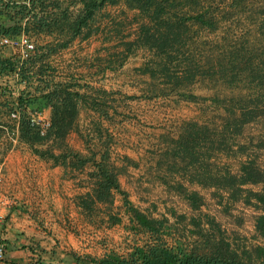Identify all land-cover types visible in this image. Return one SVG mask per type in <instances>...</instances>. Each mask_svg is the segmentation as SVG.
<instances>
[{"label": "crops", "instance_id": "1", "mask_svg": "<svg viewBox=\"0 0 264 264\" xmlns=\"http://www.w3.org/2000/svg\"><path fill=\"white\" fill-rule=\"evenodd\" d=\"M9 2L6 10L14 20L19 18L20 32L27 34L35 47L54 49L43 54L41 59L34 58L36 50L32 52L28 80L25 84L18 80L17 88L7 90L9 84L18 79L15 70L10 73L0 72V239L6 244L0 264H80L74 261L73 254L98 256L109 249L103 240L104 236L111 235L115 229L126 233L124 225L128 213L117 191L111 190V203L94 202L98 211L88 212L78 201L85 192H91L94 162L104 153L106 161L116 167L118 185L133 205H140L143 200L150 201L161 192L180 198L189 205L177 189L166 190L160 178L166 172L174 176L182 186L188 184L195 189L206 186L209 190L223 191L228 196V188L201 185L188 180L179 170L169 169L171 158L162 164L157 156L111 143L113 106L108 102L111 86L107 85V76L111 74L112 67L110 48L118 42L124 45L128 42L136 43L138 26L145 21L136 7L128 6L125 0L103 3L93 10L85 24L80 25L73 34L74 19L83 11L81 0ZM253 3L256 4L254 10L258 16V26L264 0ZM229 4L233 8L237 0H229ZM247 6L245 3L238 5L239 12L248 13ZM205 11V6H202L193 13ZM38 18H41L42 24H38ZM1 20L11 22L3 18ZM123 24L132 30L126 38L120 34ZM15 55L11 47H0L1 57ZM66 83L70 90L78 93L74 97L76 113L71 118L70 129L64 136L62 146L54 145L51 137L39 146L50 145L54 152L68 148L77 155L67 154L63 160L54 162L51 158L34 153L19 138L18 120L10 118L8 112L18 106L17 96H20L25 98L27 109L41 108L50 120L51 107L44 94L56 84ZM117 120L123 128L125 120ZM223 123L222 119L217 125V131L223 129ZM238 133H229V149H216L208 157L210 163L214 164V161L222 166L221 170L216 168L217 172L227 169L236 174L240 163L249 159L238 160V145L244 147L246 144L233 138ZM117 137L120 141L128 136L121 131ZM259 149L264 156V148ZM231 156L237 159V165L228 168L224 165L225 159ZM174 160V167L178 168L180 162ZM243 185H254L249 188L259 190L262 182H245ZM153 186L158 189V194L153 192ZM108 212L115 213L119 220L109 222ZM259 212L251 210L249 232L253 235H257L254 217Z\"/></svg>", "mask_w": 264, "mask_h": 264}, {"label": "rangeland", "instance_id": "2", "mask_svg": "<svg viewBox=\"0 0 264 264\" xmlns=\"http://www.w3.org/2000/svg\"><path fill=\"white\" fill-rule=\"evenodd\" d=\"M255 1L237 0V5L232 8L229 0H172L169 10L182 14L193 13L195 9L205 6V15L210 17L212 24L201 26L196 22L186 21V53L190 54L198 70L207 71L203 77L195 75L192 82H185L174 89L163 82L157 73L151 77L138 68L145 64L155 66L159 56L136 43L128 47L121 42L113 44L110 48L111 74L107 76V85L111 86L108 102L113 106L111 143L122 144L133 150L140 149L147 155L157 156L163 164L169 159L162 154L164 140L176 136L184 122L192 120L217 130L222 119L231 117L226 112V106L233 107L240 99L246 101L254 97L260 90L253 89V82L248 81L243 71L237 70L246 64L255 69L264 65V38L257 27ZM243 3L249 6L248 13L239 12L238 5L242 6ZM131 31L123 24L121 37H128ZM231 51L237 52L235 70L232 71L228 65ZM172 64L170 69L173 68ZM218 68H223L224 71L220 73ZM175 70L180 75L181 70ZM232 73L233 80L228 83L226 77ZM18 80L25 84L28 77L21 79L18 76L7 90L17 88ZM178 92L186 94L185 97ZM25 104L26 100L23 98L20 106ZM118 118L125 120L123 128ZM250 122L252 123H243L240 132L233 136L238 142H246L242 149L238 147L236 155L239 161L249 157L257 165H264V156L259 149L264 148V116L260 115ZM121 131L128 137L119 141L117 136ZM213 163L212 170L217 167L222 169V166L214 161ZM224 165L228 168L236 166L237 159L231 156L225 159ZM160 178L162 182L166 180L164 184L167 191L178 183L168 172L162 173ZM184 187L199 194L201 203L197 207L192 208L184 200L162 192L150 201L143 200L140 205H133L127 199L148 216L167 217L164 226L168 231H164L162 236L169 242L178 239L205 252L229 248L242 254V250H248L252 259H258L254 246H261L264 252V237L249 232L251 210H260L254 204L253 197L245 202L243 191L235 198H228L223 191L209 190L206 186L195 189L187 184ZM153 192H158L154 186ZM179 213L185 217L178 218ZM124 231L126 233L115 229L111 235L104 236L103 240L109 248L122 252L132 242H140L144 238L142 233H135L128 228V220Z\"/></svg>", "mask_w": 264, "mask_h": 264}, {"label": "trees", "instance_id": "3", "mask_svg": "<svg viewBox=\"0 0 264 264\" xmlns=\"http://www.w3.org/2000/svg\"><path fill=\"white\" fill-rule=\"evenodd\" d=\"M81 1L83 11L74 19L73 34L78 31L80 25L85 24L86 19L91 16L95 8L103 3H115L118 0ZM125 2L128 6L136 7L140 16L145 18V21L138 26L136 43L159 56V61L155 66L145 64L138 67L141 72L148 73L151 77H154L157 73L162 81L171 85L173 89L185 82H192L195 75L204 76L207 70H198V66L192 60L190 54L186 53L187 41L185 38L188 29L186 21L190 20L199 25L212 26L209 16L202 12L176 14L174 11L169 10V6L173 3L172 0H125ZM10 3L9 0H0V35L20 33L19 18L17 17L14 20L13 16L6 10ZM260 13L261 18L257 27L264 38V6L261 8ZM1 18L13 20L7 23L3 22ZM37 22L42 24L41 18H38ZM131 44L132 42H128L126 47ZM52 49L54 48L35 47L34 58L41 59L43 54ZM236 55V51L229 53L228 65L231 71L235 70ZM32 60L33 58L30 56L23 60H19L16 55L13 57L0 56V72L10 73L15 70L19 78L25 79L28 77L29 64ZM170 64L173 65L172 69H170ZM176 68L179 71L181 70L180 75L177 74ZM218 69L220 73L224 71L223 68ZM237 71H243L248 77V81L253 82V89L260 91L246 101L240 99L233 107L226 106V112L231 117L224 119L221 131L192 120L184 122L176 136L164 140L165 147L162 154L172 160L168 162L169 169L179 170L190 181H195L201 185L228 188V197L231 198H235L243 191L245 202L249 201V197H253L254 204L262 209L254 217V230L257 235L264 237V166L257 165L253 159L249 158L240 163L239 172L234 174L227 169H224L223 172L212 170V163L207 160L214 150L229 149V133H238L243 123L260 115L264 116V65L255 69L246 64L240 66ZM207 75H210V73ZM233 75L234 73L226 77L228 83L232 82ZM68 87V83L56 84L44 94L51 110L49 126L43 134H39L34 127L28 124L25 118L20 117L18 120L19 138L26 142L34 153L41 157L51 158L54 162H57L58 159L63 160L67 154L77 155L76 152H72L68 148L54 152L50 145L39 146L49 137L54 139V145L62 146L64 136L70 129L71 118L76 113L74 97L78 95L75 90H70ZM178 94L184 97L186 95L183 92H178ZM260 94L262 97H260ZM22 99L23 97L17 96L19 106ZM238 147L241 149L243 146L239 144ZM174 159H178L180 162L178 168L174 167L176 165ZM94 166L92 190L79 197V204L88 212L98 211L94 206V202L106 201L111 203V190L117 191L121 195L124 209L128 213V228L135 233H142L144 238H141L140 242H132L122 252L109 248L98 256L73 254L75 262L80 264H264L263 248L258 245L254 246L258 258L256 260L252 259L248 250H242V254H238L229 248L205 252L199 251L193 246H188L178 239L169 242L162 236L164 231H168V228L164 226L167 217L165 215L160 217L148 216L129 202L126 192L119 187L116 180L117 169L112 163L106 161L105 153L101 155L99 160L94 162ZM245 182H262V186L259 190H252L241 186ZM174 188L182 194L192 208L201 203V198L195 190H187L179 183H176ZM107 215L109 222L119 220L115 213L108 212ZM177 217L182 219L185 215L179 213Z\"/></svg>", "mask_w": 264, "mask_h": 264}, {"label": "built area", "instance_id": "4", "mask_svg": "<svg viewBox=\"0 0 264 264\" xmlns=\"http://www.w3.org/2000/svg\"><path fill=\"white\" fill-rule=\"evenodd\" d=\"M2 46L11 47L19 60L28 58L35 49L33 40L23 32L16 35H0V47ZM8 116L17 120L20 117L25 118L28 124L34 127L39 134L45 132L50 122L41 108L27 109L25 105L14 107L8 112ZM5 247V241L0 239V261L4 256Z\"/></svg>", "mask_w": 264, "mask_h": 264}]
</instances>
